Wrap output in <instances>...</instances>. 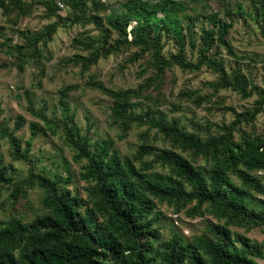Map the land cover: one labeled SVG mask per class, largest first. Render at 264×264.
Instances as JSON below:
<instances>
[{"label": "trees", "instance_id": "obj_1", "mask_svg": "<svg viewBox=\"0 0 264 264\" xmlns=\"http://www.w3.org/2000/svg\"><path fill=\"white\" fill-rule=\"evenodd\" d=\"M209 1L123 0L118 12L104 15L100 11L108 9L107 0H0L4 17L0 24V51L19 68L27 60L40 59L48 52L47 44L59 26L92 24L98 30L100 35L73 39L86 54L75 53L65 62L78 65L81 70H89L109 54L134 48L120 66L142 58L140 72L148 67L153 70L136 88H112L95 79L96 74H92L88 85L112 99L109 116L120 128V138L134 123L156 127L170 144L163 148L153 146L147 127L135 151L121 156L112 149L110 139L91 140L80 131L68 99L77 85L68 84L59 90L58 119L54 116L56 107L51 111L53 116L45 113L46 105L36 110L25 90L27 108L42 121V126L31 121L29 136L22 138L16 134L24 123L22 115L14 118L13 128L1 124L0 138L7 141L9 158L25 160L32 140L41 131L61 133L63 143L73 151L72 159L84 161L79 176L87 186L85 194L75 186H67L72 174L66 161L65 176L57 170L29 167L26 175L17 177L13 166L4 162L0 153V197L2 188L7 186L9 207L14 209L7 218L0 219V264H258L257 258H264V241L251 240L232 230L259 228L264 232V182L258 174L264 171V136L255 130L234 135L242 122L252 126L264 109V86L254 82L250 67L236 63L227 72L223 60L216 57L218 48L223 47L236 61H260L237 52L228 31L235 16H247L257 22L264 38V0H250V10L239 1L232 5L221 2L226 20L220 17L221 11H207ZM35 6L43 7L45 19L54 20L35 30L19 28L20 19L30 15ZM64 6L68 12L63 16L59 12ZM201 17L204 24L196 32ZM12 33L20 41L13 40ZM169 39L177 50L165 55ZM187 46L196 51L195 61L187 58ZM175 65L189 71L205 66L217 73V79L208 82L213 92L231 88L241 98L253 94L256 98L251 107L234 112L232 121L214 123L216 133L203 136L186 130L176 120H166L158 110L136 112V99L142 91H149L143 95L149 99L155 88L157 96L166 71ZM209 98L198 95L195 100L200 103ZM226 109L233 110L229 106ZM197 158L205 164H194ZM33 187L41 192L37 210H33L28 199ZM20 200L30 213L12 206ZM159 205L170 206L173 211L183 209L188 217L207 212L215 222H209L192 236L174 229L164 238L162 212L156 210Z\"/></svg>", "mask_w": 264, "mask_h": 264}, {"label": "rangeland", "instance_id": "obj_2", "mask_svg": "<svg viewBox=\"0 0 264 264\" xmlns=\"http://www.w3.org/2000/svg\"><path fill=\"white\" fill-rule=\"evenodd\" d=\"M122 1L107 0L108 9L100 11V14L107 15L118 12ZM236 1L241 2L245 9L250 10L248 5L250 0H210L207 11H221L220 17L226 20V16L222 13L221 2L232 5ZM67 12L68 7L64 6L59 14L64 16ZM42 14L43 7L35 6L30 15L20 19L19 28L28 27L35 30L54 20V18L45 19ZM3 18L0 13V24L4 23ZM201 24H204L202 17L196 23V32H198V27ZM206 25L208 24L206 23ZM86 34L100 35L92 24H87L84 27L79 24L59 26L53 34L52 40L47 44L48 52H44V56L40 59L27 60L21 68L15 64L13 59L0 51V125L7 123L10 128H13L14 118L17 115H22L24 123L16 134L22 136V138H27L29 136V123L35 121L42 126V121L28 110V101L24 91H29L36 110L46 105L45 113L53 116L51 111L56 107L57 111H55L54 116L58 119L60 118L57 105L59 90L65 85L75 84L78 87L68 94L70 109L74 114L76 123L81 128L80 131L91 137V140L110 139L112 149L118 150L121 156H128L135 151L141 142V133L149 127L148 139L152 145L156 148L169 147V141L157 132V128L147 125L139 126L133 123L132 127L125 132L124 137H119L121 130L116 124L112 123L109 116L112 99L88 85V82L93 79L92 74H96L95 79L112 88H136L143 79L148 78L153 73V70L148 67L143 73L140 72L142 58L133 63H128L123 68L120 66L134 48H130L124 53L109 54L105 58H100L97 64L92 65L89 70H81L78 65L65 62L68 56L75 53L86 54L73 41L75 37ZM12 38L15 41H20L16 33H12ZM228 38L237 52L249 54L260 61H236L227 54L223 47H219L216 57L223 60L225 70L229 72L237 64L239 66L245 64L253 71L254 82L259 86H264V38L257 22L247 16H235L228 31ZM186 49L187 58L195 61L197 58L196 51H191L188 46ZM176 50L173 41L169 39L164 47V54L168 55L176 52ZM217 77V73L210 71L205 66L197 71H189L182 70L175 65L172 69L166 71L165 81L161 85L158 95L156 96L157 89L153 88L151 89L152 99H148L143 95L149 91H142V96L136 99L139 104L134 110L136 112L145 111L147 108L158 110L166 120H176L186 130L198 131L202 136L208 133H216L214 123L232 121L234 112L251 107L256 98L255 94L248 98H241L237 91L231 88H220L217 92H213L208 82L215 81ZM191 91L198 92V94H190ZM198 95H208L210 98L198 103L195 100ZM228 106L233 110L226 109ZM240 127V131L234 132L235 137L242 130H255L264 136V109L257 115L252 126L242 122ZM7 149V141L0 138V153L3 160L13 166L14 174L17 177L26 175L29 167L42 171H47V169L57 170L62 176H65L66 172L63 170V166L64 161H66L72 174V182L68 183L67 186H75L79 192L85 194L84 188L87 183L79 176L84 161L72 159L73 151L63 143L61 133L52 135L41 131L32 140L25 160H11L7 154ZM59 154L62 157H59ZM183 154L189 157V153L183 152ZM194 164L204 165L205 161L197 158ZM157 169L163 172L161 167L157 166ZM258 174L263 177L264 182V171L260 170ZM8 193L7 186L3 187L0 197V219L7 218L11 211H14L13 207H9ZM40 195V189L37 187H33L28 191L29 203L33 206V210H37L36 206L40 204L38 202ZM22 202L23 200H20L12 206L15 209H23L26 213H30V209L22 207ZM156 210L162 212L160 226L164 238L169 237L174 229L184 236H192L200 233L209 222H215V218L207 212L188 217L183 209L173 211L167 205H159ZM232 230L242 232L251 240L264 241V232L260 231L259 228L244 231L243 228L232 227ZM257 262L258 264H264V258H257Z\"/></svg>", "mask_w": 264, "mask_h": 264}]
</instances>
